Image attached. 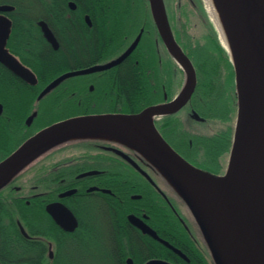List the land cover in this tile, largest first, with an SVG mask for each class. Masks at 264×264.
I'll use <instances>...</instances> for the list:
<instances>
[{
	"label": "flooded vegetation",
	"instance_id": "flooded-vegetation-1",
	"mask_svg": "<svg viewBox=\"0 0 264 264\" xmlns=\"http://www.w3.org/2000/svg\"><path fill=\"white\" fill-rule=\"evenodd\" d=\"M143 1L146 9L135 11V0H0V48L9 56L0 59V164L38 132L68 118L167 106L152 118L162 138L191 165L222 175L228 130L215 116L200 113L197 71L188 56L195 89L184 106L168 108L186 76L153 21L149 1ZM138 36L120 63L65 78L43 93L67 73L111 65ZM127 79L145 83L140 110L114 87ZM79 93L101 108L48 121L56 107L67 111V98ZM97 137L37 154L2 183L0 264H206L200 257L206 247L189 214L157 171L121 139ZM49 206H56L64 227Z\"/></svg>",
	"mask_w": 264,
	"mask_h": 264
},
{
	"label": "water",
	"instance_id": "water-1",
	"mask_svg": "<svg viewBox=\"0 0 264 264\" xmlns=\"http://www.w3.org/2000/svg\"><path fill=\"white\" fill-rule=\"evenodd\" d=\"M148 1L153 21L169 53L182 67L186 76L180 97L168 106V108H181L190 99L195 89L196 75L189 58L174 40L163 0L161 4L165 17V28L159 20L160 14L156 0ZM230 3V14L228 13L227 17L233 25L234 55L232 57L229 52L227 54L235 74L237 116L228 165L223 175H214L196 168L169 146L152 122L153 116L164 113L167 106H156L133 115L76 116L52 124L26 141L11 157L0 164V187L17 167L30 164L37 154L54 149L67 141L83 138L95 139L97 136L119 138L143 156L178 195L200 232L212 264L231 263L227 256L226 245L222 242L224 240L221 238V233L216 230L215 234L221 241L220 248L215 243L206 220L197 217L191 198L190 184H212L223 192L237 218V231L248 251L258 264H264V168L256 164V155L261 142L260 114L262 115L264 110V0H230ZM138 40L139 36L128 50L111 65L95 66L87 70L67 73L52 82L43 93L51 90L65 78L103 70L120 63L134 50ZM6 57L9 58L7 52L1 47L0 59ZM106 128L129 131L143 145L147 153L140 151L118 135L104 133ZM61 137L66 138L39 151L49 142ZM124 157L128 159L127 156ZM55 207L49 206L47 211L59 225L64 227L61 217L54 214ZM65 215L67 216V211ZM211 217L225 225L226 219L220 218L218 214L213 213Z\"/></svg>",
	"mask_w": 264,
	"mask_h": 264
},
{
	"label": "trees",
	"instance_id": "trees-1",
	"mask_svg": "<svg viewBox=\"0 0 264 264\" xmlns=\"http://www.w3.org/2000/svg\"><path fill=\"white\" fill-rule=\"evenodd\" d=\"M173 1L164 0L165 8L177 42L181 45L185 54L191 59L197 71L198 84L194 101L198 103L199 111L204 117L211 118L215 116L225 125L229 133L227 149L230 151L237 115V97L233 66L227 53L218 42L215 30L208 23L200 0H176L180 6L179 11L181 16L187 18L188 14H190L197 20L201 30L198 36L191 35L188 32L181 33V30L178 28V21L175 20L174 11L171 7ZM134 3L135 6L133 9L135 11L146 9L143 0H135ZM126 9H131V7L127 6ZM144 85L145 83L143 81L134 82V80L127 79L120 80L114 87L118 89L126 103L129 100H133L135 104L132 106L135 107V110H140L145 105ZM85 98L87 99V97ZM85 98L80 93L74 97L67 98V111L56 107L54 109V115L48 121L51 122L66 116L89 113L101 108L100 106L102 105L99 103H96L92 107L93 104L89 98L87 100ZM61 105L63 106V104ZM209 144H212V141H209ZM228 150L226 153H228ZM166 187L179 199L178 195L168 184H166ZM169 195L176 199L173 195ZM196 233L198 234L197 231ZM204 251V253L200 252V257L206 264H212L207 249Z\"/></svg>",
	"mask_w": 264,
	"mask_h": 264
},
{
	"label": "bare ground",
	"instance_id": "bare-ground-1",
	"mask_svg": "<svg viewBox=\"0 0 264 264\" xmlns=\"http://www.w3.org/2000/svg\"><path fill=\"white\" fill-rule=\"evenodd\" d=\"M206 11L213 21L218 33L219 41L222 47L229 52L233 57V25L230 20L228 21V13L230 14V0H203ZM229 2V3H228ZM157 9L160 14V22L165 28V17L161 4V0H156ZM264 89V85H263ZM264 102V92H263ZM260 130L261 142L259 151L256 155V164L264 168V110L260 114ZM102 131V130H101ZM104 133L118 135L126 140L128 143L143 151V145L137 138L129 131L119 128H106ZM103 132V131H102ZM68 137V136H66ZM66 137H61L46 144L39 151L46 147H51L56 143L64 140ZM190 193L192 201L195 205V213L197 217L205 219L206 223L211 230V234L218 247L221 248L219 239L216 237V230L221 233V238L224 240L227 249V256L231 264H258L251 253L248 251L240 233L237 231L238 221L231 207L230 202L227 200L223 192L212 184H190ZM218 214L220 218L226 219L225 225L217 219L211 217L212 214ZM223 243V244H224Z\"/></svg>",
	"mask_w": 264,
	"mask_h": 264
},
{
	"label": "rangeland",
	"instance_id": "rangeland-1",
	"mask_svg": "<svg viewBox=\"0 0 264 264\" xmlns=\"http://www.w3.org/2000/svg\"><path fill=\"white\" fill-rule=\"evenodd\" d=\"M203 8H204V11H205V14H206V19L208 21V23L211 24V26L213 27V29L215 30L216 32V35H217V39H218V42L220 43L219 41V37H218V33H217V30L215 28V25L213 23V21L210 19L207 11H206V8H205V4H204V1L203 0H200ZM172 10L174 11V17H175V20L178 21V28L181 30V33H190L191 35H195V36H198L201 32L200 30V26L198 25L197 23V20L195 19V17H193L192 15L188 14L187 18L185 16H181V13H180V6L178 5V2H176V0H174L172 2ZM191 12V11H189ZM221 44V43H220ZM224 49V48H223ZM226 52V51H225ZM227 53V52H226ZM228 55V54H227ZM60 146V145H59ZM57 146V147H59ZM55 147V148H57ZM54 148V149H55ZM228 157V156H227ZM227 159V158H226ZM228 160V159H227ZM228 162V161H227ZM227 162L225 163V166H227ZM226 169V168H225ZM223 171L222 175L225 173V170ZM167 191L169 194L173 195L175 198L176 196L171 192L169 191V189L167 188ZM179 202H181L178 198H176ZM186 209V208H185ZM185 212L187 214H189L188 210L186 209ZM188 218L190 219L191 221V224H193L195 227H196V224L192 218V216L189 214Z\"/></svg>",
	"mask_w": 264,
	"mask_h": 264
}]
</instances>
